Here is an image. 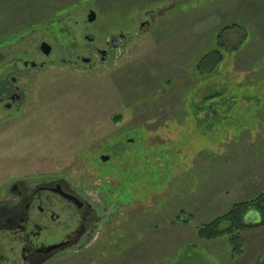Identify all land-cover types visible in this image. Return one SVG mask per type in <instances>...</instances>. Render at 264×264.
<instances>
[{
	"label": "rangeland",
	"instance_id": "rangeland-1",
	"mask_svg": "<svg viewBox=\"0 0 264 264\" xmlns=\"http://www.w3.org/2000/svg\"><path fill=\"white\" fill-rule=\"evenodd\" d=\"M109 32L140 33L97 67L74 63ZM216 48L223 63L201 78ZM27 51L55 61L0 124V188L64 175L112 209L95 247L55 264H215L197 227L264 192V0H0L3 59ZM202 85L223 89L221 108L203 107ZM241 235L264 241V227Z\"/></svg>",
	"mask_w": 264,
	"mask_h": 264
},
{
	"label": "flooded vegetation",
	"instance_id": "flooded-vegetation-1",
	"mask_svg": "<svg viewBox=\"0 0 264 264\" xmlns=\"http://www.w3.org/2000/svg\"><path fill=\"white\" fill-rule=\"evenodd\" d=\"M155 12L142 24L151 25ZM88 21L93 22L89 14ZM139 33L109 32L94 47L87 45L89 57L74 63L97 67L99 61H93V57H99L101 63L113 59ZM88 38L93 40L92 36ZM44 41L51 45L47 39L41 40L42 53ZM44 57L39 62L27 51L24 56L3 59L0 53V124L21 112L33 76L55 61ZM101 193L64 175L26 174L13 178L0 188V264H55L66 255L91 250L111 223L107 218L111 208Z\"/></svg>",
	"mask_w": 264,
	"mask_h": 264
},
{
	"label": "trees",
	"instance_id": "trees-1",
	"mask_svg": "<svg viewBox=\"0 0 264 264\" xmlns=\"http://www.w3.org/2000/svg\"><path fill=\"white\" fill-rule=\"evenodd\" d=\"M224 27L223 29H226ZM221 32L218 35L219 45L227 47L225 40L222 39ZM222 39V40H221ZM234 48V47H233ZM224 53L220 48H216L201 57L197 63V70L200 73L201 78L209 79L217 75L220 64L223 63ZM210 86V85H209ZM208 85H202L200 88V95L203 102L201 104H207L209 107H222L224 103L223 89H214ZM222 88V87H221ZM232 102V101H231ZM224 106V105H223ZM202 107V106H201ZM204 107V105H203ZM231 107V106H230ZM132 154V153H130ZM121 156L119 157V159ZM125 164V163H123ZM253 213L256 216L255 221H246L247 215ZM180 217V216H179ZM181 218V217H180ZM184 223H188V219L181 220ZM264 225V192L248 200L239 201L233 204L230 209L216 217L208 223H203L197 227V235L200 239L214 240L223 236H229L228 242L233 246L231 255H238L243 250L242 232L248 229H253Z\"/></svg>",
	"mask_w": 264,
	"mask_h": 264
},
{
	"label": "crops",
	"instance_id": "crops-1",
	"mask_svg": "<svg viewBox=\"0 0 264 264\" xmlns=\"http://www.w3.org/2000/svg\"><path fill=\"white\" fill-rule=\"evenodd\" d=\"M263 226L256 227L253 229H248L243 231L247 233L248 231H257ZM242 232V233H243ZM206 240V239H201ZM243 250L238 255H231L229 249L226 250V244L228 241L225 238H218L214 240H206L208 242L204 243L210 255L216 257L215 264H264V241L263 239L248 238L242 235ZM211 241V242H209ZM226 250V251H225Z\"/></svg>",
	"mask_w": 264,
	"mask_h": 264
},
{
	"label": "water",
	"instance_id": "water-1",
	"mask_svg": "<svg viewBox=\"0 0 264 264\" xmlns=\"http://www.w3.org/2000/svg\"><path fill=\"white\" fill-rule=\"evenodd\" d=\"M96 17H97L96 12L94 10H91L90 11V14H89V20L90 21H94L96 19ZM41 50L43 51V53L45 55H50L51 54V51H52V47H51V45L49 43H47V42L44 41V42H42ZM108 159H109V155L102 156V160L106 161ZM253 217L255 219V216H253Z\"/></svg>",
	"mask_w": 264,
	"mask_h": 264
}]
</instances>
